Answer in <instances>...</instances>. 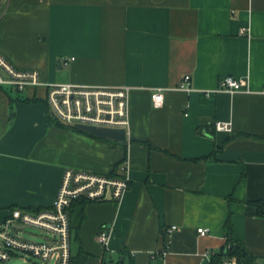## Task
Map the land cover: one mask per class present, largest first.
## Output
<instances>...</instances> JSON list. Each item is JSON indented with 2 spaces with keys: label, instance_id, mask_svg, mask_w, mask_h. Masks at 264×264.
<instances>
[{
  "label": "crops",
  "instance_id": "crops-1",
  "mask_svg": "<svg viewBox=\"0 0 264 264\" xmlns=\"http://www.w3.org/2000/svg\"><path fill=\"white\" fill-rule=\"evenodd\" d=\"M0 55L40 83L0 86V225L14 209H51L64 170L110 174L125 159L120 202L85 207V264L104 249L106 261L127 250L137 264H202L227 217L264 264V219L248 203L264 199V0H0ZM226 77L242 90L217 92ZM66 83L130 88L125 145L49 120L46 87Z\"/></svg>",
  "mask_w": 264,
  "mask_h": 264
},
{
  "label": "built area",
  "instance_id": "built-area-1",
  "mask_svg": "<svg viewBox=\"0 0 264 264\" xmlns=\"http://www.w3.org/2000/svg\"><path fill=\"white\" fill-rule=\"evenodd\" d=\"M246 30H241L245 34ZM0 86H14L18 91L26 87L40 85L35 71L22 72L14 69L0 55ZM46 104L48 113L60 124L75 128L77 125L127 130L128 98L130 88L126 86H90L77 84H50L47 87ZM242 84L226 77L220 81L217 92L235 93L241 91ZM180 90H192L190 76L186 75ZM153 107L160 108L164 102V90L155 89L151 95ZM216 131L231 132L230 123L215 122ZM117 176L87 171L66 169L51 209L31 211L14 209L0 225V264H9L11 260L23 259L30 264H69L71 257L70 226L68 209L73 201L85 198L93 203H118L129 188L130 179L125 174L127 160L119 165ZM24 225L45 231L49 237L41 242L24 239L17 233L18 226ZM176 227H170L175 231ZM208 229L199 228L197 234L205 236ZM109 231L102 229L98 242L105 248ZM222 264H243L235 257L228 258Z\"/></svg>",
  "mask_w": 264,
  "mask_h": 264
},
{
  "label": "trees",
  "instance_id": "trees-1",
  "mask_svg": "<svg viewBox=\"0 0 264 264\" xmlns=\"http://www.w3.org/2000/svg\"><path fill=\"white\" fill-rule=\"evenodd\" d=\"M45 105L47 108L46 99H45ZM48 115H49V120L52 123H55L59 126H64L59 122H57L49 113ZM202 126L203 124L199 126V130H201ZM72 129L79 131L76 128H72ZM82 133L87 135L88 137L97 138L92 135L86 134L84 132ZM103 140L110 142L111 144H117V142L108 139H103ZM121 145H125V144H121ZM218 150H220V147H217L210 155L204 157L203 159H208L212 157L214 153H216ZM119 165H115L111 173L108 175L117 176L118 174L116 172ZM90 203L91 202L85 198H79L73 201L70 208L68 209L69 226H70V244L73 238L77 246L76 251L74 253L72 252V248H71V257L69 264H85V262L89 258V254L84 251L82 243L79 239V231L83 221L85 220V212H84L85 207ZM248 203L255 209L256 217L264 219V199H258ZM28 210L39 211L33 209H28ZM224 235H225V242L223 246L220 248V250L217 253H214L213 255L210 256L209 264H222L224 260L231 257L237 258V260L243 264H257V257L253 256L240 241L234 238L232 233V225H231L230 217H227V219L224 222ZM106 256H107V251L106 249H104L99 264H137L134 258L130 255V253L127 250H122L120 252L119 258L116 260L106 261ZM158 256H160V254L159 255L155 254V257ZM120 257H122L123 259L120 260ZM147 264H156V263L151 261Z\"/></svg>",
  "mask_w": 264,
  "mask_h": 264
},
{
  "label": "water",
  "instance_id": "water-1",
  "mask_svg": "<svg viewBox=\"0 0 264 264\" xmlns=\"http://www.w3.org/2000/svg\"><path fill=\"white\" fill-rule=\"evenodd\" d=\"M77 130L101 139H108L117 143L125 144L127 142L126 130L108 129L102 127L77 125ZM123 258L121 257L120 260ZM202 264H209V259L205 258Z\"/></svg>",
  "mask_w": 264,
  "mask_h": 264
},
{
  "label": "rangeland",
  "instance_id": "rangeland-1",
  "mask_svg": "<svg viewBox=\"0 0 264 264\" xmlns=\"http://www.w3.org/2000/svg\"><path fill=\"white\" fill-rule=\"evenodd\" d=\"M17 233L20 234L24 239L28 241H32V242H41L49 237V234L46 233L45 231H42L34 227L20 225V224L18 226ZM76 247L77 246L75 244V241L72 238L71 248H72L73 253L76 251ZM9 264H30V263L23 259H14V260H11ZM48 264H54V259L50 260Z\"/></svg>",
  "mask_w": 264,
  "mask_h": 264
}]
</instances>
